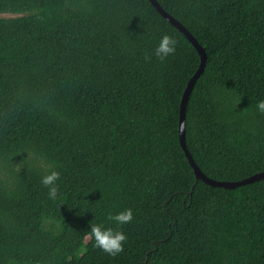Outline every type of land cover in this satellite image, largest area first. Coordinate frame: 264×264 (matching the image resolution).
<instances>
[{
  "label": "trees",
  "instance_id": "trees-1",
  "mask_svg": "<svg viewBox=\"0 0 264 264\" xmlns=\"http://www.w3.org/2000/svg\"><path fill=\"white\" fill-rule=\"evenodd\" d=\"M157 1L207 56L185 111L195 163L216 180L264 171V0ZM164 33L178 43L161 61ZM199 61L149 0H0V264H264V178L197 180L179 141ZM124 208L112 256L88 231Z\"/></svg>",
  "mask_w": 264,
  "mask_h": 264
},
{
  "label": "clouds",
  "instance_id": "clouds-1",
  "mask_svg": "<svg viewBox=\"0 0 264 264\" xmlns=\"http://www.w3.org/2000/svg\"><path fill=\"white\" fill-rule=\"evenodd\" d=\"M177 39L175 36L164 33L159 36L158 43L154 48L153 55L163 61L176 52ZM256 110L264 114V99L256 103ZM44 173L40 178L41 185L47 189V198L55 200L59 190V181L61 172L57 169L54 162L47 163L44 166ZM134 218L132 208H124L115 214H109V219L113 221L115 227L106 226L104 221H95L90 224L88 235L95 241V246L115 256L119 254L127 240V235L121 230L122 225L130 223Z\"/></svg>",
  "mask_w": 264,
  "mask_h": 264
},
{
  "label": "water",
  "instance_id": "water-1",
  "mask_svg": "<svg viewBox=\"0 0 264 264\" xmlns=\"http://www.w3.org/2000/svg\"><path fill=\"white\" fill-rule=\"evenodd\" d=\"M150 3L159 11V13L166 18L170 23H172L179 31H181L185 37L194 45L195 49L199 54V65L197 70L193 73V75L187 81L185 89L183 90L181 101L179 105V127H178V135L180 144L190 162V165L193 168L194 174L196 179H201L202 181L215 186H223L227 188H233L239 186L241 184H245L248 182H252L254 180H258L264 178V171L253 173L243 179L236 180V181H227V180H216L213 179L202 172V170L197 166L194 159L192 158L191 154L189 153L186 142H185V111H186V104L189 97V94L198 78L200 73L203 71L205 62H206V52L205 48L199 44L197 39L191 34V32L175 17L169 14L165 9L158 3L157 0H149Z\"/></svg>",
  "mask_w": 264,
  "mask_h": 264
},
{
  "label": "rangeland",
  "instance_id": "rangeland-1",
  "mask_svg": "<svg viewBox=\"0 0 264 264\" xmlns=\"http://www.w3.org/2000/svg\"><path fill=\"white\" fill-rule=\"evenodd\" d=\"M11 14H1V16H10Z\"/></svg>",
  "mask_w": 264,
  "mask_h": 264
}]
</instances>
